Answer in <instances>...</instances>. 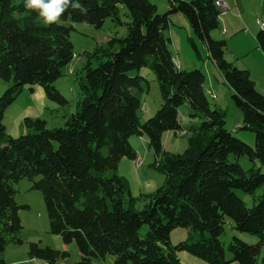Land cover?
<instances>
[{
  "label": "trees",
  "instance_id": "obj_1",
  "mask_svg": "<svg viewBox=\"0 0 264 264\" xmlns=\"http://www.w3.org/2000/svg\"><path fill=\"white\" fill-rule=\"evenodd\" d=\"M167 1L168 10L159 12L150 0H71L58 23L44 25L36 12L25 9L24 0H0V79L5 83L0 94V252L8 243H20L15 237L22 228L17 211L25 205L14 200L12 184L26 178L41 192L48 232L63 243H75L79 260L72 264H90L106 255L111 264H182L178 251L209 264H264V257L258 260L264 243V192L255 194L264 173L254 166L255 160L264 163V92L255 88L248 70L225 58L226 41L210 36L220 25L215 0ZM120 8L130 20L125 34L115 39L117 48L81 52L80 100L64 124L47 128L40 118H24L26 132L9 135L3 111L23 85H39L47 98L65 102L52 83L73 55L68 37L73 23L99 27L109 17L121 24ZM175 12L184 14L194 37L204 41L241 112V129L254 134V146L224 127L225 111L210 106L204 73L174 65L165 30ZM258 25L255 37L264 53V22ZM190 42L196 49L193 38ZM141 66L154 71L162 97L143 122L138 91L146 80L129 74ZM184 102L189 115L199 118L186 128L178 118ZM166 131L189 133L183 152L163 148ZM132 135L147 137L154 154L151 165L164 176L153 192L138 198L116 173L121 157L137 155ZM242 156L253 164L243 168L238 162ZM235 190L250 194L253 205L248 207ZM137 199L144 201L141 208ZM228 220L236 230L255 234L258 242L233 236L225 246L220 236ZM176 227L187 228L189 237L171 244ZM67 255L28 244L27 257L46 264H66L60 259Z\"/></svg>",
  "mask_w": 264,
  "mask_h": 264
},
{
  "label": "rangeland",
  "instance_id": "obj_2",
  "mask_svg": "<svg viewBox=\"0 0 264 264\" xmlns=\"http://www.w3.org/2000/svg\"><path fill=\"white\" fill-rule=\"evenodd\" d=\"M150 1L157 6L159 12H166L169 8L167 0ZM244 3L242 7H230L231 9L221 12L219 15L220 25L210 32V36L213 39H224L226 41L225 58L227 60L233 64L236 60L240 64L250 63L252 68L259 69L261 67L258 61L253 63V56L248 55L240 58L237 56L245 52L243 48L247 44L258 46L255 34L260 29L257 21H264V2L260 4V0H252L249 3L246 0ZM119 13L121 24L113 23L109 17L104 19L99 27H94L84 22L73 23V29L69 31L68 35L72 43L73 55L69 63L64 66L62 74L52 83L65 102L60 104L47 98L44 90L39 85H23L21 91L3 111L2 123L9 135L17 136L26 132L23 123L24 118H40L45 121L47 128L64 124L69 114L75 111L80 100L77 80L82 76L81 67L84 64L81 52H90L99 46L109 47L110 50L117 48L115 39L125 34V22L130 20L129 17L124 15V8H120ZM243 19L246 22H242ZM170 20L169 27L165 30V33L170 37L169 49L173 55L174 65L175 61H178L182 70L200 69L204 73V88L210 106L225 111L224 127L248 145L254 146V134L249 130L241 129V112L231 99V89L220 76L213 60L208 57L204 41L194 37L190 23L184 14L180 12L171 13ZM223 29H225V32ZM190 38H193L196 49L192 46ZM109 39L112 41L111 45H108ZM234 65L238 67L236 64ZM129 74L142 76L146 80V82L141 80L142 90L138 91L141 100V108L138 115L140 121L143 122L154 114L162 102L159 84L154 71L147 66L131 70ZM261 79H264V76H259L256 81L257 87L255 86V88H258L257 90L263 93L264 81ZM4 88L5 83L0 79V94ZM178 118L181 124L185 125V128L199 121V118L189 115L186 102L178 106ZM188 135V132L183 131H167L162 136V146L170 153H181L187 147ZM144 137L146 136L144 135ZM129 138L132 145L139 147L135 151L140 157L136 156L135 159L121 157L117 163L116 173L128 181L131 195L134 198H138L142 194L153 192L163 183L164 176L151 165L154 162V154L148 142L143 144V140L137 135H132ZM238 162L245 169L253 164L246 156L240 157ZM254 166L264 173V163L255 160ZM12 186L15 190L14 200L17 204L25 205V207L19 208L17 211L22 228L15 237L19 239L20 243H8L0 252V259L4 261V264H46L40 259H29L27 257L28 244L31 242L37 243L40 247L47 246L53 250L67 252L68 255L64 259H60L61 262L72 264L78 261L79 255L73 241L63 243L59 235L48 232L47 217L41 192L32 189L31 182L26 178L18 180ZM235 192L248 207L253 205L254 201L250 194L244 193L242 190H235ZM263 192L264 184L256 190L255 194L258 196ZM143 203V200L137 199L135 205L141 208ZM145 230L146 225H143L141 232L143 233ZM188 233L189 230L185 227L172 229L170 232L171 244H176L182 238H187ZM239 235H242L245 239H242ZM233 236L249 244L258 242L255 234L236 230L232 226L231 221L228 220L225 222L224 232L221 234L220 240L226 246ZM186 253L189 256L188 258L184 257L183 261L180 260L182 264H209L189 252ZM229 255H231L230 252L226 251V256L228 257ZM263 257L264 243L261 245L258 260ZM111 262L112 257L106 255L104 259H92L90 264H111ZM228 264L239 263L233 260Z\"/></svg>",
  "mask_w": 264,
  "mask_h": 264
},
{
  "label": "crops",
  "instance_id": "obj_3",
  "mask_svg": "<svg viewBox=\"0 0 264 264\" xmlns=\"http://www.w3.org/2000/svg\"><path fill=\"white\" fill-rule=\"evenodd\" d=\"M226 3H227V5H228V7H229V9H231L230 7H235V8H238V7H242L243 6V4H245L244 2L246 1V0H224ZM249 3H251L252 2V0H247ZM262 2H264V0H260V4L262 3ZM228 9V10H229ZM242 22H246V20L245 19H243L242 20ZM223 31L225 32V29H223ZM250 38H252V37H250ZM244 50H245V52H243L240 56H237L238 58H240V57H244V56H253L254 57V62L253 63H255V62H257L258 61V63H259V65H260V67L261 68H259V69H257V68H252V66H251V64L250 63H244V64H240L237 60H236V62H234V64H236L237 66H238V68H241V69H245V70H248L249 71V73H250V75H251V78H252V80H253V82H254V84H255V86L257 87V84H256V81H257V79L259 78V76H264V53L261 51V49L257 46V45H252V44H247L244 48H243ZM231 62V61H230ZM214 63V62H213ZM179 68L181 69V64L179 63ZM219 72V71H218ZM219 74H220V72H219ZM220 76H221V74H220ZM222 77V76H221ZM262 81H264V79H261ZM258 89V88H257ZM218 106H220V105H218ZM221 107V106H220ZM187 108H188V110H189V114L191 113V109L189 108V106L187 105ZM183 126H185V125H183ZM241 127V126H240ZM167 132V131H166ZM166 132H164V133H166ZM163 133V134H164ZM163 136V135H162ZM139 137H141V140H143V144H147V137H144V135H142V136H139ZM130 139V138H129ZM130 141V140H129ZM132 145V144H131ZM133 146V148L137 151L138 149H139V147H137V146H135V145H132ZM137 153V152H136ZM136 156H138V157H140V155H136ZM116 170H117V168H116ZM242 239H245L244 237H242V235H239ZM182 239H184V238H182ZM188 256H189V254L188 253H186V252H178V257H180L179 259L180 260H182L183 261V258L185 257V258H188ZM231 257V255H229L227 258H230ZM181 261V262H182ZM196 262H198V261H196ZM232 262V261H231Z\"/></svg>",
  "mask_w": 264,
  "mask_h": 264
},
{
  "label": "clouds",
  "instance_id": "obj_4",
  "mask_svg": "<svg viewBox=\"0 0 264 264\" xmlns=\"http://www.w3.org/2000/svg\"><path fill=\"white\" fill-rule=\"evenodd\" d=\"M71 6V0H24L26 10L36 12L44 25L56 24Z\"/></svg>",
  "mask_w": 264,
  "mask_h": 264
},
{
  "label": "built area",
  "instance_id": "obj_5",
  "mask_svg": "<svg viewBox=\"0 0 264 264\" xmlns=\"http://www.w3.org/2000/svg\"><path fill=\"white\" fill-rule=\"evenodd\" d=\"M215 5L220 12H225L229 9L227 3L224 0H215ZM257 22H264L262 20H258Z\"/></svg>",
  "mask_w": 264,
  "mask_h": 264
},
{
  "label": "bare ground",
  "instance_id": "obj_6",
  "mask_svg": "<svg viewBox=\"0 0 264 264\" xmlns=\"http://www.w3.org/2000/svg\"><path fill=\"white\" fill-rule=\"evenodd\" d=\"M257 23H262V22H257ZM175 65L177 66V67H179L178 65V61H175Z\"/></svg>",
  "mask_w": 264,
  "mask_h": 264
}]
</instances>
